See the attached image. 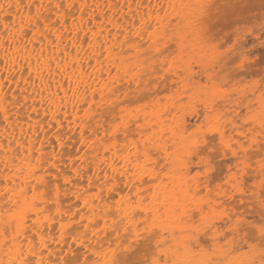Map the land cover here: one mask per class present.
<instances>
[{
    "label": "rangeland",
    "instance_id": "obj_1",
    "mask_svg": "<svg viewBox=\"0 0 264 264\" xmlns=\"http://www.w3.org/2000/svg\"><path fill=\"white\" fill-rule=\"evenodd\" d=\"M181 11L179 8L177 16ZM55 15L58 17L59 13ZM150 29L149 33L140 31L128 35V86L121 88L117 97L120 107L128 113V138L122 136L127 120L121 117L124 113L105 115L107 132L100 133L107 135L105 138L117 136V142L111 146L119 150L121 156L128 153V157L117 159L114 153L99 152L95 158L94 153L84 147L85 161L76 153L71 154L74 161L64 152V161L60 162L55 139L47 151L52 153L50 156L53 153L56 156L47 158L43 156L47 151L39 148L32 154L36 161L44 160L43 169L48 164L42 175L49 178L50 183L44 184L42 189L37 185L30 188L26 197L37 207L40 200H46L50 204L49 220L57 218L61 225L67 224V237L52 232L47 238L54 245L65 247V262L76 264L78 259L83 261L86 254L96 264H112L113 259H143L145 253L150 260L153 251L162 250L177 264H199L205 258L204 250L211 248L219 253L220 249L231 248L224 241L231 215L253 224L261 220L253 207L261 198L260 181L264 178L257 163L259 157L254 155L245 167L231 152L205 150L212 140L210 129L226 127L231 135L239 124L248 131L244 125L247 118L259 130L260 121L264 119V85H260L259 77L251 72L235 73L236 56L229 55L233 49L243 52V45L251 47V42L264 32V4L261 0H199L194 12L171 20V25L159 30L157 35ZM114 52L119 56L117 49ZM104 101L106 107L110 100ZM201 126L204 131L197 133ZM197 134L199 142L194 139ZM233 140L241 145L247 137L241 132L233 136ZM3 142L0 140V148ZM216 143L219 144V136ZM68 144V149H76V145ZM212 156H215L214 161ZM201 159L210 165L206 176L203 166L197 167ZM16 160L19 165L27 163L24 155ZM117 164L120 173L115 171ZM96 168L100 169L98 173L104 171V174L111 169L109 178L103 173L100 176L104 177H100ZM237 169L242 175L241 187L230 192V199L217 195V185ZM93 177L101 178L103 183L93 181ZM81 178L85 181L81 182L84 187L78 184L76 187L82 190V195L75 198L77 188L72 182ZM19 187L23 188L24 184ZM83 189L86 192L83 193ZM87 197L89 200L83 202ZM94 203H104V206L99 209ZM5 211L0 207L1 214ZM1 214L0 264H12L15 249L20 255L35 253L26 233H33L44 217L38 222L40 214L36 212L35 219L29 217L18 234L15 225L12 226L11 213L6 212L8 216L3 217ZM91 214L96 217L93 221H89ZM125 226L130 230L125 231ZM48 243L44 240L46 246ZM128 243L132 247L125 252ZM219 256L224 258L223 253ZM244 258L243 255L227 257L237 262ZM60 261L50 260L49 264Z\"/></svg>",
    "mask_w": 264,
    "mask_h": 264
},
{
    "label": "bare ground",
    "instance_id": "obj_2",
    "mask_svg": "<svg viewBox=\"0 0 264 264\" xmlns=\"http://www.w3.org/2000/svg\"><path fill=\"white\" fill-rule=\"evenodd\" d=\"M197 1L0 0V140L4 141L0 148V207L6 210L0 214L3 217L11 213L14 224L11 223L18 234L29 217L35 219L36 212L40 214L38 222L40 217H44L33 233H26L35 253L20 255L15 249L12 264H20L23 258L32 259L36 264H49L50 260L65 261V247L56 246L47 238L52 232L67 237V224L61 225L57 218L49 220L50 204L46 200H40L37 207L26 197L30 188L37 185L42 189L44 184L50 183L47 182L49 178L42 175L48 164L43 169L44 160L36 161L32 157L34 150L47 151L55 139L61 154L58 155L60 162L65 156L75 161L71 155L75 153L83 161L87 149L94 153L95 158L99 152L114 153L117 159L128 157V153L121 156V152L111 146L117 142V136L110 139L100 134L102 130L107 132L105 115L124 113L121 117L127 120L123 124L122 136L128 138V113L117 100L121 88L128 86V35L140 31L149 33V28L157 35L159 30L171 25V20L194 12ZM179 8L183 11L177 16ZM55 12L59 13L58 17ZM116 49L119 56L114 52ZM107 98L110 101L105 107ZM68 143L76 145V149H68ZM49 152L43 156L48 158L52 154ZM21 155L27 160L25 165L17 163L16 158ZM53 156L56 155L53 153ZM119 168L117 164L115 171L120 173ZM99 170L96 168V173ZM108 171L102 172L107 178L111 169ZM81 179L71 181L73 186H82L84 179ZM99 180L97 183L103 181ZM21 184H24L23 188L19 187ZM73 186L71 188L75 189ZM78 190L75 198L82 195V190ZM84 192L86 190L83 189ZM88 200L82 199L83 202ZM93 205L100 209L104 203ZM94 216L91 214L89 221L95 220ZM44 240L49 242L47 246ZM98 243L95 242L96 245ZM92 248L94 250L95 247Z\"/></svg>",
    "mask_w": 264,
    "mask_h": 264
},
{
    "label": "snow or ice",
    "instance_id": "obj_3",
    "mask_svg": "<svg viewBox=\"0 0 264 264\" xmlns=\"http://www.w3.org/2000/svg\"><path fill=\"white\" fill-rule=\"evenodd\" d=\"M264 4V0H261ZM244 51L238 52L237 49H233L229 55H235L236 60H233V71L235 73H245L251 72L253 76H258L260 85H264V32L256 38V40L251 42V47L248 45H243ZM159 51V49H158ZM163 56L164 52H160ZM239 61V63H237ZM132 103V101H130ZM242 115V114H241ZM224 119H228L224 117ZM231 123V121H229ZM244 125L249 129L245 131L244 126L237 124L232 129V134H229V130L225 128H220L219 126L210 129L212 133V140L209 143L206 152H231V154L237 158V160L247 167V164L251 162L253 156H258L257 161L260 170L261 177H264V119H261L259 124V130L252 126V122L247 118L244 120ZM239 129V131H237ZM204 131L203 126L197 130V133ZM243 133L247 137L246 141H242L241 145H237L233 140V136H239ZM207 135V133H205ZM219 136V144L216 143V137ZM194 139L199 142L200 136L195 135ZM248 141H251L249 143ZM243 154V159L241 158ZM203 156V153H201ZM211 159L214 161L215 156ZM203 166V175H207L210 170V165L207 160L201 159L197 167ZM199 175V173H198ZM219 177H217L218 179ZM242 175L237 169L231 172L228 179L223 180L217 185V195H222L226 199H230V192H234L239 187H241ZM261 198L257 201L253 207L259 212L261 220L258 224H253L250 221H245L236 215H231L228 221V235L224 237V241L231 245L227 251L220 249L219 253H223L224 258H220L219 253L215 249L204 250L205 258L202 259L199 264H264V178L260 181ZM241 203H243V198H241ZM143 211V209H141ZM212 227V225H208ZM129 227L125 226V231H129ZM148 230L147 228L145 229ZM138 232V230H137ZM117 246L119 247V237H117ZM131 243H128L124 248L127 252L131 248ZM240 256L243 255L244 259L237 261L228 260V256ZM20 264H36L35 261L23 258ZM55 264V262H54ZM60 264H72L71 261H61ZM76 264H96L95 261H91L87 254L83 261L77 260ZM112 264H177L176 261H170L167 258V253L164 251L155 252L153 251L151 259H148V254L145 253L144 258H129L127 260L113 259Z\"/></svg>",
    "mask_w": 264,
    "mask_h": 264
}]
</instances>
